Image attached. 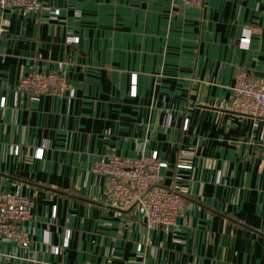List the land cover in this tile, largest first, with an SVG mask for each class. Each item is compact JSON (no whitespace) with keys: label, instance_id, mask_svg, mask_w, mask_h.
Wrapping results in <instances>:
<instances>
[{"label":"crops","instance_id":"1","mask_svg":"<svg viewBox=\"0 0 264 264\" xmlns=\"http://www.w3.org/2000/svg\"><path fill=\"white\" fill-rule=\"evenodd\" d=\"M60 67L72 97L17 93L25 76ZM240 71L264 74V0L0 10V192L32 200L20 224L30 243L0 242V264H264V117L232 111ZM154 153L187 200L166 229L107 206L93 171L107 154Z\"/></svg>","mask_w":264,"mask_h":264},{"label":"built area","instance_id":"2","mask_svg":"<svg viewBox=\"0 0 264 264\" xmlns=\"http://www.w3.org/2000/svg\"><path fill=\"white\" fill-rule=\"evenodd\" d=\"M184 6H201L204 0H181ZM42 8V0H0V10H19L23 14H37ZM55 15L59 11H55ZM72 42L76 39H69ZM250 44V32L245 31L240 39V46ZM132 92L136 90V76L133 79ZM17 93L32 97L63 96L74 90L63 76V68L58 73H30L25 76L17 89ZM5 101L0 102V108ZM231 109L234 113L254 117H264V78L255 77L246 71H240L232 87ZM188 122L184 129H187ZM44 145L37 150V156H43ZM19 154V147L13 149ZM167 164L159 159L157 153L138 159L118 157L107 154L94 168V173L105 180L104 196L107 206L117 211H129L140 208L145 214V223L149 229H166L175 227L187 210V200L177 183L166 186L163 170ZM176 181L179 177L175 178ZM32 200L20 192L6 194L0 192V242H13L23 246L30 243L29 233L20 227L21 223L32 220ZM67 245V242H66ZM142 246L137 250L141 252ZM55 254L59 248H53Z\"/></svg>","mask_w":264,"mask_h":264},{"label":"water","instance_id":"3","mask_svg":"<svg viewBox=\"0 0 264 264\" xmlns=\"http://www.w3.org/2000/svg\"><path fill=\"white\" fill-rule=\"evenodd\" d=\"M260 77L264 78V74H258Z\"/></svg>","mask_w":264,"mask_h":264}]
</instances>
